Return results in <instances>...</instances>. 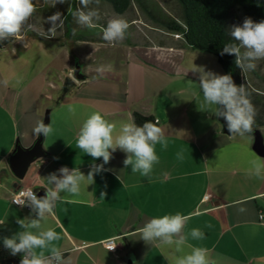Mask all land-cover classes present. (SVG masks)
<instances>
[{
    "label": "crops",
    "instance_id": "crops-1",
    "mask_svg": "<svg viewBox=\"0 0 264 264\" xmlns=\"http://www.w3.org/2000/svg\"><path fill=\"white\" fill-rule=\"evenodd\" d=\"M70 4L53 8L41 2L37 15L46 18L60 11L65 19L60 34L66 36L67 27L70 31L81 28L72 16L81 7L79 0H70ZM101 4L112 11L106 2ZM106 24L101 15L95 28L103 31ZM49 27L44 25L45 30ZM35 38L36 32L23 34V39ZM72 38L75 42L86 40L77 35ZM17 42L14 38L9 45ZM148 48H152L150 44ZM153 49L171 46L157 43ZM113 77L122 86L106 87L93 99L73 102L69 105L76 108L75 115L67 111L55 119L54 131L43 148L46 156L32 163L20 181L11 175L7 159L16 144L23 148L32 145L36 124L26 112L6 114L0 92V221L4 222L0 225V246L4 237L21 231L17 219L34 218L31 210L10 204L16 188L27 187L45 194L44 188L49 185L44 178L53 172L59 175L61 167H77L87 175L91 164L103 163L102 158L93 161L76 147L79 129L90 114L100 112L119 129L122 123L133 120V113H138L159 120L168 139L166 149L156 145L159 163L154 166L151 181L132 173L131 166L125 168L126 154L117 149L104 165L107 171L95 175L93 184L84 181L74 202H58L54 215L42 222L44 228L51 227L61 234L59 245L65 250V258L70 257L71 264H174L177 255L190 251L187 245L183 253H174L167 246L147 245L137 230L154 216L181 212L192 215L185 232L192 228L205 232V239L189 238L188 244L208 248L216 264H264V216L259 220V215L264 214V180L247 175L249 161L258 156L252 150L253 138L233 139L221 134L216 116L197 97L185 98L180 91L168 95L165 86L141 92L139 84L125 80L124 74L114 73ZM85 79L88 77L84 75ZM244 84L256 109L254 130L260 132L264 128V93ZM56 124H61V130L56 129ZM181 149L182 160L177 158ZM101 193H105L103 198ZM205 196L209 199L204 200ZM235 201L244 203L237 205ZM239 207L246 211L240 213ZM208 223L212 228L206 227ZM106 240L113 241L115 252L104 248Z\"/></svg>",
    "mask_w": 264,
    "mask_h": 264
},
{
    "label": "clouds",
    "instance_id": "clouds-1",
    "mask_svg": "<svg viewBox=\"0 0 264 264\" xmlns=\"http://www.w3.org/2000/svg\"><path fill=\"white\" fill-rule=\"evenodd\" d=\"M41 2L53 8L57 4H70V0H0V43L9 38L24 41L23 34L29 31L36 32L45 39L56 37L58 32L63 30L64 16L60 11L46 18L38 16L37 6ZM79 4L81 7L72 13L76 24L87 28L96 27L101 15L98 7L90 6H99L101 0H79ZM45 24H50L47 30L44 28ZM129 27V22L124 18H111L103 28L102 39L114 47L126 39ZM228 36L230 40L225 43L220 55H234L235 65L241 73L255 71L258 67L257 62L264 60V20L254 22L250 17H245L242 25L231 26ZM106 70L109 69L105 66L96 69L101 76ZM190 71L198 74L203 105L209 108L212 115L225 121L229 136L233 139L253 138L256 109L245 84L237 86L230 74L220 75L206 71L203 66L194 63ZM22 80V77H18L16 84L22 83ZM2 83L7 87L9 81L4 80ZM68 111L75 115L76 108L69 105ZM159 125V120L145 121L142 125L129 120L117 129L116 124L110 122L100 112L90 114L79 129L76 147L92 157L93 161L102 158L103 163L91 164L87 175L77 167L69 169L67 166L58 169L59 175L57 172L50 173L44 178L49 186L44 188L46 191L43 196L38 197L31 188L20 191L12 203L21 208L29 207L34 218L17 219L21 231L10 238L4 237V248L13 256L20 254V264H71L70 257L65 258V250L59 245L61 234L51 227L44 228L42 222L54 215L58 202H74L73 198L80 194L84 181H87L88 185L93 184L95 175L107 171L104 165L110 162L117 149L126 154L123 160L125 168L131 166L132 173H139L150 182L154 166L159 163L156 145L159 144L163 149L168 147L165 130ZM53 131L51 123L46 125L41 120L37 122L33 134L48 137ZM183 151L181 149L177 153L180 160L184 158ZM249 165L247 175L250 178L264 180V158L256 156L249 161ZM104 195L105 193H101V198ZM234 203L239 205L244 201ZM238 211L243 213L246 209L239 207ZM191 218V214L181 212L154 216L137 231L140 239L147 245L161 248L167 246L173 249L174 253H183L184 246L187 245L190 251L177 255L174 264H216L208 248L188 244L189 238L197 241L206 238L205 232L199 228L185 232ZM3 224L4 222L0 221V225ZM206 227L212 228V225L208 223ZM112 249L114 248L110 250Z\"/></svg>",
    "mask_w": 264,
    "mask_h": 264
},
{
    "label": "rangeland",
    "instance_id": "rangeland-1",
    "mask_svg": "<svg viewBox=\"0 0 264 264\" xmlns=\"http://www.w3.org/2000/svg\"><path fill=\"white\" fill-rule=\"evenodd\" d=\"M142 4L152 17L136 3L122 15H113L102 4L90 6L98 7L104 21L115 17L133 20L126 39L114 47L102 39L101 29L81 26L75 34L67 27L66 36L59 31L51 39H24L0 49V92L5 99L6 114L26 112L27 117L37 124L48 112V124L55 128V119L62 118L69 104L93 99L103 88L122 86L113 77L118 72L124 74L128 82L139 84L141 92L165 86L168 95L180 91L185 98L197 97L203 105L198 74L190 71L193 63L220 75H224V71L212 54L178 46L181 39L159 23L177 20L179 7L175 0H142ZM74 35L86 37V40L75 42ZM157 43L171 46V49H153ZM257 64L255 71L243 73V80L264 93V60ZM76 66L88 77L87 80L73 78ZM99 66L109 70L101 76L96 71ZM18 77L23 80L17 85ZM4 80L9 81L7 87L2 83ZM56 129L61 130V124H56ZM259 133L264 141V128ZM50 137L51 134L43 137V148L47 147Z\"/></svg>",
    "mask_w": 264,
    "mask_h": 264
},
{
    "label": "trees",
    "instance_id": "trees-1",
    "mask_svg": "<svg viewBox=\"0 0 264 264\" xmlns=\"http://www.w3.org/2000/svg\"><path fill=\"white\" fill-rule=\"evenodd\" d=\"M106 2L118 15L124 14L133 3L144 9L142 0H101ZM179 7L177 20H164L159 23L167 32L177 35L184 47L212 54L225 74H230L237 86L244 84L243 73L235 65L234 55H220L225 43L229 42L228 31L233 25H242L245 17L254 22L264 20V0H175ZM155 19V18H153ZM158 20V19H157ZM38 38H43L37 35ZM14 41V38L0 43V49ZM136 124L145 121L155 122L152 117L133 113ZM21 255L13 256L0 246V264H20Z\"/></svg>",
    "mask_w": 264,
    "mask_h": 264
},
{
    "label": "water",
    "instance_id": "water-1",
    "mask_svg": "<svg viewBox=\"0 0 264 264\" xmlns=\"http://www.w3.org/2000/svg\"><path fill=\"white\" fill-rule=\"evenodd\" d=\"M73 78L82 81L84 80V75L81 73V70L78 66L74 68ZM44 123L48 124V112L44 115ZM216 122L219 124V132L223 135L230 137L228 133L225 121L222 118L216 117ZM253 143L252 150L260 157L264 158V143L262 137L258 130H253ZM44 135L41 134L36 136L34 142L28 148H23L20 145L16 144L12 153L7 159V165L11 175L18 181L22 180L29 168V166L35 161L44 158L46 156L43 149ZM38 197L43 196V192H39Z\"/></svg>",
    "mask_w": 264,
    "mask_h": 264
},
{
    "label": "built area",
    "instance_id": "built-area-1",
    "mask_svg": "<svg viewBox=\"0 0 264 264\" xmlns=\"http://www.w3.org/2000/svg\"><path fill=\"white\" fill-rule=\"evenodd\" d=\"M176 37L179 38L177 35H176ZM27 189H29V188H27V187H18V188H16L13 191L12 196L10 198V204L12 206H14L15 208H18V209H21V210H24V211H30V208L29 207H23V208H21L20 206L16 205L15 203H12V201L19 196L20 191L27 190ZM33 191L37 194V192L35 190H33ZM208 199H209V196H205L204 197V200H208ZM261 219H262V214L259 215V220H261ZM103 246H104L105 249H107L110 252H115L116 251V245L113 243L112 240H106V241H104L103 242ZM111 248H114V249L110 250Z\"/></svg>",
    "mask_w": 264,
    "mask_h": 264
}]
</instances>
